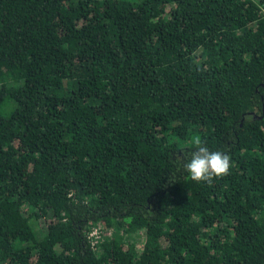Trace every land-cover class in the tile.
<instances>
[{"label":"trees","instance_id":"trees-1","mask_svg":"<svg viewBox=\"0 0 264 264\" xmlns=\"http://www.w3.org/2000/svg\"><path fill=\"white\" fill-rule=\"evenodd\" d=\"M0 264H264V0H0Z\"/></svg>","mask_w":264,"mask_h":264},{"label":"clouds","instance_id":"clouds-1","mask_svg":"<svg viewBox=\"0 0 264 264\" xmlns=\"http://www.w3.org/2000/svg\"><path fill=\"white\" fill-rule=\"evenodd\" d=\"M191 143L193 150L183 168L192 182L211 184L214 179L229 174L232 167L230 155L221 151H210L200 137H193Z\"/></svg>","mask_w":264,"mask_h":264},{"label":"rangeland","instance_id":"rangeland-1","mask_svg":"<svg viewBox=\"0 0 264 264\" xmlns=\"http://www.w3.org/2000/svg\"><path fill=\"white\" fill-rule=\"evenodd\" d=\"M133 1H139V0H133ZM99 231H103V230H102V228H99L98 226H97L96 230H95V228L94 229L92 228L89 231L88 236L90 237V241L92 243H94L95 242V239L98 237V235H100L99 234Z\"/></svg>","mask_w":264,"mask_h":264}]
</instances>
